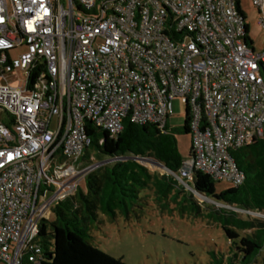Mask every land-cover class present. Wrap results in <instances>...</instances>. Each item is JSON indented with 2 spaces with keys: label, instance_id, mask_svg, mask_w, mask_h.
<instances>
[{
  "label": "built area",
  "instance_id": "2783aa9c",
  "mask_svg": "<svg viewBox=\"0 0 264 264\" xmlns=\"http://www.w3.org/2000/svg\"><path fill=\"white\" fill-rule=\"evenodd\" d=\"M248 37L236 0H0V264H40L42 220L87 172L88 121L112 137L126 118L163 130L180 101L181 183L242 185L231 153L264 136V50ZM44 184L59 190L40 203Z\"/></svg>",
  "mask_w": 264,
  "mask_h": 264
},
{
  "label": "trees",
  "instance_id": "16d2710c",
  "mask_svg": "<svg viewBox=\"0 0 264 264\" xmlns=\"http://www.w3.org/2000/svg\"><path fill=\"white\" fill-rule=\"evenodd\" d=\"M236 3L246 18L240 0ZM247 28L249 34L248 25ZM247 39L253 47L250 37ZM186 113L183 133L191 135L188 108ZM169 121L161 130L157 125H138L126 118L123 130L115 137L86 122L92 145L79 165L83 171L88 164H96V168L84 175L85 185L80 180L73 196L53 206L54 219L42 220L37 237L40 264H126L94 244L90 226L102 215L111 220H116L119 214L129 219L139 203L148 200H154L161 213L205 218L220 225L237 251L234 257L243 254L244 264L259 255L264 247V136L231 153L246 176L242 185H232L217 193V181L195 172L191 183L196 194L205 197L200 202L192 188L186 187L187 180L183 179V183L179 180L185 160L169 129ZM192 157L191 147L189 159ZM152 158L169 172L152 171L139 160ZM64 161L62 158L61 162ZM105 161L108 163L97 165ZM217 261L223 264L221 259Z\"/></svg>",
  "mask_w": 264,
  "mask_h": 264
},
{
  "label": "rangeland",
  "instance_id": "374dc122",
  "mask_svg": "<svg viewBox=\"0 0 264 264\" xmlns=\"http://www.w3.org/2000/svg\"><path fill=\"white\" fill-rule=\"evenodd\" d=\"M240 5L246 15L249 37L255 50L261 52L264 50V29L258 25V9L252 0H240ZM17 53L16 51L12 54L15 56ZM5 115L0 110V118L3 119ZM186 119V107L180 101H176L175 114L169 121V129L175 135L180 154L185 161L189 160L192 147L191 135L183 133ZM140 162L152 171L167 173L153 158ZM107 163L105 161L97 165ZM94 165L96 166L88 164L86 170ZM81 181L85 185L84 179ZM190 185L189 188L194 189V184ZM53 186L55 188L49 191L47 186L43 185L45 197L40 199V203L51 198L59 190L57 185ZM231 187V183L218 182L216 192L221 193ZM193 193L200 202L204 201V198L199 197L195 191ZM156 205L154 200L139 203L136 213H131L129 219L119 214L116 220L104 215L97 221L93 220L90 233L94 244L107 254L123 259L126 264H218L217 259H221L223 264H244L243 254L234 257L237 251L231 247L220 225L205 218L196 219L193 216L181 218L178 215L161 213ZM54 218L55 214L51 208L47 219ZM249 264H264V247Z\"/></svg>",
  "mask_w": 264,
  "mask_h": 264
},
{
  "label": "water",
  "instance_id": "95a60500",
  "mask_svg": "<svg viewBox=\"0 0 264 264\" xmlns=\"http://www.w3.org/2000/svg\"><path fill=\"white\" fill-rule=\"evenodd\" d=\"M263 74H264V68H263ZM139 160H147V159H139ZM158 163H159V162H158ZM159 165L162 166L167 172H169L168 169H166L161 163H159ZM93 167L95 168L96 166H92V168H93ZM92 168L87 169V172H88L90 169H92ZM94 168H93V169H94ZM87 172H86V173H87ZM192 190L195 191L194 189H192ZM203 198H205V197H203ZM206 200H207V198H206Z\"/></svg>",
  "mask_w": 264,
  "mask_h": 264
},
{
  "label": "bare ground",
  "instance_id": "6f19581e",
  "mask_svg": "<svg viewBox=\"0 0 264 264\" xmlns=\"http://www.w3.org/2000/svg\"><path fill=\"white\" fill-rule=\"evenodd\" d=\"M154 165V164H153Z\"/></svg>",
  "mask_w": 264,
  "mask_h": 264
}]
</instances>
